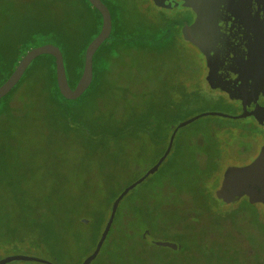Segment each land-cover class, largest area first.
I'll return each instance as SVG.
<instances>
[{
    "label": "rangeland",
    "instance_id": "1",
    "mask_svg": "<svg viewBox=\"0 0 264 264\" xmlns=\"http://www.w3.org/2000/svg\"><path fill=\"white\" fill-rule=\"evenodd\" d=\"M49 1L0 0V35L10 36L15 40L19 23L22 30L31 20L54 16L64 11V2ZM129 1L140 11L143 10L148 23H164L166 19L178 20L184 17L187 11L184 8L177 12L160 10L151 0ZM175 42L171 48L156 55L148 54L142 49L123 54L124 59L121 58L122 54H118L113 61L121 67L117 73L118 82L128 88L129 93L118 90L116 97L119 103L116 107L113 97L107 91L102 95L96 94L95 99L92 97L94 95H87V91L83 95L89 98L83 106L82 114H79L82 118L79 122L81 126L74 127V124L67 133L60 129L61 124L56 119H53L52 123L49 122L41 102L32 99L34 95L29 92L32 97L28 98L32 100L23 105L22 109L18 108V114L23 113L24 118L16 117V123L23 125L25 134L16 161L20 165L17 168L22 179L14 184L12 191L7 189L4 200L2 203L0 201V232L5 233H0V257L21 254L45 259L54 264H77L87 255V250H67L61 259L55 260L53 256L58 249L55 240L44 245L37 241L38 235L24 233L25 227L31 224L29 210L34 204L38 205L46 199H51L73 209L87 211L88 215L84 216H89L93 225L91 229L88 227L82 236L92 238L99 224L102 226L100 217H105V222L107 221L114 194L139 178L163 154L172 131L171 126L174 128L178 123L204 112L229 115L236 113V105L218 92L208 90L200 79V55L197 50L178 33ZM102 53L107 55L106 50ZM50 60L42 57L32 63L46 61L50 64ZM67 75L71 81L68 67ZM160 75L165 85L169 86L168 94L179 89L184 94L188 93L186 97L183 96L180 110L171 117L167 116L158 130L144 127L138 130L139 133L133 141L119 142L117 145L110 143L109 149L105 150L107 140L102 135L103 132L95 129V125L100 124L104 130L111 127L109 122L112 114L117 112V116L121 117L128 102H136L142 107L150 100H161V96L151 95V91H156L155 84ZM110 76L108 73V77ZM187 78L189 80H186ZM93 86L89 88L90 91L94 89ZM143 92L146 93L145 96ZM249 123L248 119L204 115L180 127L175 133L170 153L159 166L161 175H154L158 170L151 173L123 197L119 208L131 205L138 195L150 188V183H155L158 179L166 180L164 187L168 189L170 184L176 185L180 179L176 172L198 177L194 171L197 170L196 167L201 166L203 175H199L205 179L201 185L204 184V187L210 189L211 195L214 196L215 188L219 185L226 167L238 166L237 164L248 161V154L254 149L250 137H247ZM107 173L110 175L107 176ZM196 177L187 176L192 183L197 181ZM199 192L201 197V190ZM107 208L108 214L105 213ZM209 208L216 212V215L211 213L214 223L204 227L205 229L199 226L197 232L203 237V231H210L213 250L202 245L201 241L197 245L191 244L186 253L188 264H264L263 206L259 203L249 205L248 201L242 198L232 205L224 204L220 200H211ZM60 233L63 239L70 238L65 230H60ZM155 239L179 242L164 232L155 238H149L150 243ZM148 250L158 259L171 254L169 248L154 244L149 245ZM7 264L38 263L12 261Z\"/></svg>",
    "mask_w": 264,
    "mask_h": 264
},
{
    "label": "trees",
    "instance_id": "2",
    "mask_svg": "<svg viewBox=\"0 0 264 264\" xmlns=\"http://www.w3.org/2000/svg\"><path fill=\"white\" fill-rule=\"evenodd\" d=\"M57 1L65 3L62 13L42 16L34 21L29 20L30 24L27 22L22 30L19 23L15 31V40L10 36L0 35V85L10 76L27 50L51 43L60 49L68 83L72 88L75 86L82 72L85 48L100 30L101 15L87 0H50L49 3ZM102 2L110 12L111 32L93 54L91 83L78 98L68 100L60 94L56 84L54 58L49 54L37 56L33 60L46 57L51 59L50 64L46 61L33 64L32 60L19 81L0 98L1 203L7 189L12 191L14 184L22 179L17 168L20 165L16 163L21 152L22 138L25 135L23 125L16 123L17 116L24 118L23 113L18 114L19 107L22 109V106L27 105L33 98L36 102L40 101L49 122L52 123L53 119H56L61 124L60 129L67 133L74 124V127L81 126L79 122L82 118L79 114H82L83 106L89 98L83 95L87 91V95H94L93 99L96 98V94L102 95L107 91L113 97L116 107L119 103L116 97L118 90L129 93L128 88L118 82L117 73L121 67L113 62L118 54L120 56L122 54L121 58L124 59L123 54L142 49L148 54L156 55L176 43L175 36L179 32V23L176 20L166 19L164 23H148L143 10L140 11L129 0H102ZM99 49L101 50L98 53ZM105 50L107 55L102 53ZM67 67L72 76L71 81L67 75ZM91 86L94 89L90 91ZM155 86L156 91H151V95L161 96V100L157 99L156 102L154 99L150 100L142 107L136 102L134 104L128 102L123 108L121 117L117 116V112L115 115L112 114L113 117L109 122L111 127L104 130L100 124L95 125V129L103 132L102 135L107 140L105 150L109 149L110 143L117 145L119 142L133 141L139 133L138 130L144 127L158 130L167 116L171 117L180 110L183 96L186 97L187 92L184 94L179 89L168 94L169 86L165 85L162 75L157 79ZM29 92L33 93L34 97ZM143 95L145 96L146 93L143 92ZM172 128L173 126L170 127ZM200 168L202 166L196 167L197 170L194 171L199 178L176 172V176L180 177L176 185L170 184L166 189L164 187L166 180L158 179L155 183H150V188L138 195L137 200L131 205L126 208L118 206L100 251L90 264H188L186 253L191 244L197 245L201 241L202 245L213 250L210 231H203V237L197 232L199 226L207 228L214 223L212 215H216V212L209 208V201L218 200L211 195L210 189L204 187V184L201 185L205 179L199 175H203ZM157 170L154 175H161L159 167ZM109 175L110 173H107V176ZM184 176L186 178H182ZM187 176L196 177L197 181L192 183ZM121 190L114 194V198ZM1 207L2 204H0V213H2ZM105 213L108 214V208ZM84 215H88V212L73 209L60 201L53 202L51 199H46L41 204H34L29 210L31 224L25 227L26 232H23L38 235L37 241L44 245H47L48 241L55 240L58 246L56 255L53 254L55 260L61 259L65 252L71 249L81 248L87 250L86 254H89L99 238L105 217H100L102 226L99 224L93 237L85 238L82 235L88 227L91 229L93 221L89 216ZM62 229L69 233L68 240L60 237ZM161 232L179 242L176 250L169 248L171 251L169 256L158 259L148 250L149 245L152 244L149 238H155ZM243 249L247 252L246 247Z\"/></svg>",
    "mask_w": 264,
    "mask_h": 264
},
{
    "label": "flooded vegetation",
    "instance_id": "3",
    "mask_svg": "<svg viewBox=\"0 0 264 264\" xmlns=\"http://www.w3.org/2000/svg\"><path fill=\"white\" fill-rule=\"evenodd\" d=\"M183 8L181 4L175 12ZM184 9V17L176 20L178 34L200 55V79L208 90L237 106L234 115L243 109L247 114L239 119L249 120L247 137L254 149L248 154V161L237 164L247 165L264 148V0H212L209 10L199 14L200 29L193 35L198 47L185 40L181 32V27L193 23L198 15ZM242 198L248 201L245 195L238 201Z\"/></svg>",
    "mask_w": 264,
    "mask_h": 264
},
{
    "label": "water",
    "instance_id": "4",
    "mask_svg": "<svg viewBox=\"0 0 264 264\" xmlns=\"http://www.w3.org/2000/svg\"><path fill=\"white\" fill-rule=\"evenodd\" d=\"M90 5L95 8L101 15L100 30L97 35L88 43L84 52L83 68L79 79L75 86L70 87L64 62L63 56L60 49L51 43H45L42 45L34 46L27 50L25 54L19 59L14 70L10 76L0 85V98L5 96L13 86L19 81L23 75L25 69L30 62L37 56L43 54H49L54 58L55 78L56 84L60 94L68 100H74L78 98L89 86L92 80V57L100 44L109 36L111 32V17L107 6L102 0H87ZM153 5L164 11L174 12L178 9V6L182 4V7L191 9L197 13L198 17L190 25L184 24L181 27L183 38L188 40L193 45L198 47V44L194 40L193 35L200 29L199 18L206 13L212 3V0H151ZM203 13V14H202ZM199 14H202L199 16ZM204 53V52H203ZM205 54V53H204ZM206 55V54H205ZM207 58V57H206ZM204 115H218L221 117H227L231 119H239L247 116L244 109L240 114L229 115L220 112H204L197 114L191 118H188L178 123L171 131L167 146L163 154L136 180L122 188L117 196L112 200L110 204V212L107 221L104 224L102 231L100 232L99 238L93 248V250L87 254L79 264H90L98 255L100 248L107 236L111 223L113 221L115 212L117 210L119 202L123 197L135 186L142 183L151 173L155 172L160 164L163 162L165 157L168 155L176 131L195 119ZM246 196L249 203H262L264 205V148L260 151L259 155L250 163L244 166H230L227 167L223 173V177L220 181V185L215 189L214 196L216 199L222 201L224 204H232L238 201L242 196ZM152 244L162 247H167L172 250L178 248L177 243L167 240H153ZM12 261H32L43 264H53L50 261L41 259L38 257L12 254L0 257V264H7Z\"/></svg>",
    "mask_w": 264,
    "mask_h": 264
}]
</instances>
